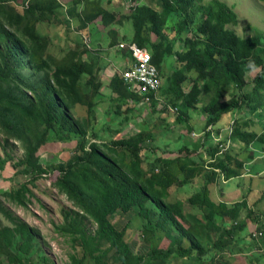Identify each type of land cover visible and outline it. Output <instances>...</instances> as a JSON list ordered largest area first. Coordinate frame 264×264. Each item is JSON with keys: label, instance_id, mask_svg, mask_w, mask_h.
Masks as SVG:
<instances>
[{"label": "trees", "instance_id": "obj_1", "mask_svg": "<svg viewBox=\"0 0 264 264\" xmlns=\"http://www.w3.org/2000/svg\"><path fill=\"white\" fill-rule=\"evenodd\" d=\"M64 3L67 0H0V133L6 147L15 140L26 152L16 164L9 153L0 157V172L9 164L13 168L10 187L0 190V211L12 223L0 228V264L3 258L9 264H32L37 240V231L7 210L2 198L27 208L31 186L54 175H58L56 188L75 206L64 211V224L56 228L58 236L81 255L73 256L71 264H168L175 257L219 264L222 253L246 232L256 220L257 208L264 205V171L257 169L261 162L247 169L256 158L253 145L264 144V131L258 134L248 125L256 116L264 127V34L252 28L256 34L242 38L228 28L238 25V15L221 0H156V5L129 11L123 20L135 28L131 43L149 51L161 74L176 55L173 73L161 88L163 95L161 90L149 95L152 111L171 112L178 123L192 120L195 111L206 117L192 148L155 147V158L149 159L147 144L155 146L149 128L126 137L125 130L108 127L105 133L114 136L110 139L95 131L97 109L107 98L104 83L98 80L99 58L85 45L70 49L64 57L55 56L49 52L50 38L38 29L42 23L65 24L70 32L77 23L83 34L99 21L112 27L117 15L101 0H69L67 8ZM171 15L172 32L166 34L165 22ZM153 34L157 41L151 39ZM117 45L114 41L111 48ZM258 69L250 83L249 73ZM192 73L193 85L185 92L182 84ZM110 89L114 121L126 127L146 98L122 74L113 78ZM203 89L214 95L200 109ZM79 107L88 110L87 118L76 117ZM240 113L245 117H238ZM229 114L233 117L225 119ZM224 128L227 133H222ZM195 129L188 125L185 134H195ZM221 134L225 139L217 141ZM227 139L244 143L237 156L232 147L221 148H227ZM50 143L69 149L67 145L75 144V153L56 167H46L41 153ZM201 147L210 157L208 164L198 156ZM238 179L257 183L246 200L228 205L226 199H213L212 186L220 188L223 197V185ZM186 186L192 190L185 195ZM186 201L195 213H186ZM244 213L246 219L241 220ZM261 215L257 223L264 228V211ZM137 217L145 222L147 235L167 237L169 245L136 255L127 236ZM87 222L97 227L94 234ZM258 231L256 240L264 241V230Z\"/></svg>", "mask_w": 264, "mask_h": 264}, {"label": "rangeland", "instance_id": "obj_2", "mask_svg": "<svg viewBox=\"0 0 264 264\" xmlns=\"http://www.w3.org/2000/svg\"><path fill=\"white\" fill-rule=\"evenodd\" d=\"M135 1L137 0H134V2ZM221 1L227 3L230 7H232L238 15V25L228 26V28L233 29L237 35H239L242 38L250 37L256 34L253 31V29H255L256 31H261L264 34V2H262L261 0H221ZM125 2L126 1L123 0V4H125ZM140 5L142 7H145L151 4H149L148 0H142ZM115 7L119 8V6H115ZM125 7H127V5H125ZM124 12L129 16L128 11L124 10ZM173 20H174L173 15H171V17H169L168 20L165 22L166 28L164 30V33L167 34L169 31L172 32L171 29L173 28ZM123 25L126 26V24ZM127 25H128L127 27H130L131 33L128 34L126 37L124 36V38L125 41L131 43V40L135 36V32H134L135 28L133 26V23L131 22H128ZM93 26L96 25L94 24ZM78 28L79 25L76 24L73 26V28H71L72 30L69 32L68 27L65 24L55 25L50 23H42L39 24L38 26L40 32L50 38V41L52 43L50 45L49 52L55 56L64 57L70 49H75L77 47H84V45L88 48L89 52L92 55L93 54L97 55L95 54L97 53V51L94 49L92 42V34L91 33L82 34L81 32L78 31ZM170 36L174 37V32ZM119 44L120 42L118 39L117 46H119L120 49ZM121 44H125V43H121ZM180 47L182 49V45H180ZM175 61H176V55H174L172 58H169L170 63L168 62V64L162 70L163 71V73L161 74L162 84L165 85L167 82L166 77L170 76L173 73L174 66H172V64H174ZM259 72L260 70L258 69L252 73H249L248 81L250 83L253 82L254 78L259 74ZM195 76L196 74L194 73L189 74L187 76V80L183 82L182 88L185 92H188L191 89ZM248 88L249 89L252 88V85H250ZM108 90L104 89L105 96L112 95L110 86L108 87ZM162 91L163 90H161L160 92V96L163 95ZM213 95L214 94L212 92L209 93L208 91L203 89V93L201 95L203 101L200 104V109H202L203 107H205L210 103ZM160 99L166 101L164 97H160ZM111 107H115V104L111 101V97H109L108 100L104 104H102L101 108L97 109L96 116H101V113L102 112L105 113V110L109 108V110L111 111L109 118L113 120V118L116 117L117 115L112 110ZM200 113L201 114H199L198 111L192 112L193 114L192 120L189 119L188 122L178 123L176 122L177 116L172 114L171 112L154 113L150 105L149 106L143 105L142 107L139 108L137 114L132 119L131 123H128L123 130L126 131V133H124L127 135L126 137H131V136H135V134L139 133L143 129L149 128V130L152 131L155 135V141L153 143L155 144V146L150 147L147 144L148 147H146L147 148L146 156L149 157V159H152L153 157L155 158L154 155H156L153 154V149L155 147L160 149L169 147L173 149L186 144L187 141L183 138L186 137L185 130L188 129V125L195 126L196 128L195 136L194 134L188 135V137H190L189 145L192 147L194 142H196L197 138H199L200 135L202 134V129L204 128L203 125L206 124V123L203 124V121L201 120L203 117V119L206 121V117L202 114V112ZM76 114H77L76 117L79 119H81L82 117L87 118L88 110L86 108L79 107L77 109ZM237 115L238 117H245L244 113H240ZM232 117L233 116L229 114L228 116L225 117V119L228 118L231 119ZM163 119H165L166 121L164 122ZM94 120L95 122H97L96 119ZM252 120L253 122H248L249 128L256 131L258 134H261L264 131V127H262V125H260L259 123L261 121L256 116H253ZM110 123H112L111 120ZM94 125L97 126L96 123ZM98 128L100 130L99 129L96 130L94 128L96 133L97 134L99 133L101 136L105 137V139H110L114 137L110 133L103 132L102 127L99 126ZM117 130L118 129H115V131ZM127 132L130 134H128ZM180 138L182 139L181 141ZM218 139L221 141L224 140L225 138L221 137ZM241 145H244V143L240 141L234 143L227 142V147L229 148L230 146H232L233 149L231 153L235 156H237V154L239 153ZM67 146H70V149L65 147V145L59 143L58 144L50 143V145H47L41 153L43 157V164H45L46 167L52 168V167H56L57 164H61L66 160H68L69 157L74 152L75 144H70ZM207 146L209 147L210 145L207 144ZM262 147L264 148V144L256 147L253 145L251 152L257 155L258 150L263 151L262 156L260 158H262L264 161V150L259 149ZM200 149L201 150L199 151V155H198L199 158H202L203 161H205V163L208 164L207 162L210 161L209 155L205 152V149H202V147ZM7 153L15 157V161L13 163L16 164L19 162V160H21L25 156L26 152L23 145L19 141L12 140L10 142V145L6 147L5 137L0 133V157H7ZM259 160L260 159H255L249 164H255L259 162ZM9 165L10 167L7 168L5 172L2 171L0 172V190L7 189L11 185L10 177L13 168H12V164ZM248 168H250L251 170L250 165H247V169ZM262 170H264V166L262 167ZM57 176L58 175H54L51 178L41 180L37 184L31 186V190H32L31 203L27 208L20 207L14 204L13 202L7 200V198L5 197L2 198L4 202V207L7 210L13 213L14 216L28 223V225L31 228L37 231L36 248L30 258V260L32 259L31 260L32 264H71L72 257L78 255V252H75L74 249L72 248L70 241L63 237L58 236V234L56 233V228L64 224V211L71 212L75 208V206L71 202H69L68 197L62 195L59 192V190L56 188L55 182L57 180ZM25 180L26 179L24 178H20V182ZM253 182H251L250 184L249 181L246 179L235 180L230 184L231 191H229L230 190L229 186L224 184L223 185L224 191L226 193L227 192L229 193L226 195L231 196L230 198L226 199V204L231 205L236 202H240L244 197L247 198L251 190L254 189L256 190L257 183L253 184ZM232 184H235L236 187H233ZM185 189H187L184 191L186 195L187 194L186 191L192 190V187L186 186ZM211 189L213 190V199L216 202H220L221 193H219V191H221V189L214 188L213 186L211 187ZM172 199H173V194L171 200ZM185 211L187 214L195 213L193 206L188 201L185 202ZM263 211H264V205L262 207L259 206L257 208L255 215L256 217H254L256 218V220H254V222H250L247 226L246 232L242 234L241 237H238L234 241V244L230 246V248H228L226 252L222 253L221 255L222 257H220L219 259V264H225V263L264 264V241H261L260 239L256 240V238L254 237L255 233L259 232L258 230H264L262 226L260 227L261 224L257 223V221H261L260 218L263 217V215H261ZM117 218L119 220V216L115 217L114 220L117 221ZM245 219H246V213L242 215L241 220H245ZM144 223L145 222L139 217L134 219L133 230H135V227H137V230L134 234L135 235L134 238L130 237L131 232L128 235V240L131 246L133 243L137 241V238L143 244L145 243V240L149 242L150 250L154 248L160 249V246L163 248V246L165 247L169 245V241L167 240V237L160 236L159 238H152L149 234L148 235L146 234V230L143 231V233H139L142 230L143 226L145 225ZM3 226H12V223L8 221L0 211V228H2ZM87 229L92 234H94L96 232L97 227L94 226L91 222H87ZM139 234L140 235L142 234L143 236H140ZM251 234L252 236L250 237ZM78 256L80 257L81 255ZM2 261L3 264H9L5 258H3ZM168 264H200V263H198V261L195 258L185 261L180 257H175L170 259L168 261Z\"/></svg>", "mask_w": 264, "mask_h": 264}, {"label": "crops", "instance_id": "obj_3", "mask_svg": "<svg viewBox=\"0 0 264 264\" xmlns=\"http://www.w3.org/2000/svg\"><path fill=\"white\" fill-rule=\"evenodd\" d=\"M148 2L151 5H156V0H148ZM101 3H102L101 5L104 8L109 9L110 12L115 13L117 15V22H115V24L109 28H106L103 25L102 21L95 22L94 24L96 26H93L94 24L91 25L90 28L87 31H85V33H91L92 34L93 46H94V49L97 51V53H95L97 55H94V54L93 55L95 57L99 58L98 62L100 64L101 72L98 75V80H99V82H103V83L108 82V83H105V85L109 84L108 86L104 85V88L102 90V93L104 94V89L108 90V87L110 86V83L113 80V78L117 74L124 73L125 71H127L132 66L133 59L131 58L129 53L121 51L119 49V46L111 48L112 42H114V41L118 42V39L120 42L119 45H121V43L129 44V42L125 41V38H124V36L126 37L128 34L131 33V31H130V27H127L128 21H123V19H122V18L128 16V14H126L124 12L125 5L123 4V0H101ZM64 4H65L64 6L69 5V0H67V3H64ZM109 6L114 8V9L110 8ZM115 6H119V8H117ZM76 24L77 23H73V26ZM123 24H126V26H124ZM85 33H83V34H85ZM123 39H124V41H123ZM151 39L153 41H157L158 36H155L153 34V35H151ZM108 91H110V90H108ZM113 96L114 95L112 93V95H109L107 97L112 98ZM108 98H106V101L108 100ZM110 112L111 111L109 110V108H107V110H105V113L104 112L101 113V116H96L97 122L94 121V124L95 123L97 124L96 129H99L98 127L100 126L103 128L102 131L105 132V130L108 127L112 128L114 131H115V129L119 130V129L125 128L124 125H122L118 122H115L114 118L112 120L111 118L108 117ZM109 119L112 121V123H110ZM194 133H196V132H194ZM189 138L190 137H188V135H186L185 140L187 141L186 144L189 147H191L189 145ZM259 146H261V145H259ZM259 149L264 150L263 147L259 148ZM262 152L263 151L258 150L257 155L255 153H252V154L256 157L255 159H259L262 156ZM259 161L261 162V165L257 166V169H262V167L264 166V161H261V160H259ZM249 165L251 166L252 164H249ZM229 188H230L229 191H231L230 186H229ZM222 192L224 193V196L223 197L221 196V199H227V198L231 197L230 195H226V194H229L228 192L226 193L224 190ZM117 221H119L118 218H117ZM133 223H134V221L131 223V226H130V229L128 232V235L131 232V236H130L131 238L135 237L134 234L137 230V227H135V230H133L134 229ZM145 226L146 225L143 226L144 229L142 228V230L139 233H143V231H145ZM140 236H143V235L141 234ZM127 240H128V236H127ZM128 243L130 244L129 240H128ZM130 246H131V244H130ZM165 247L163 246V248H165ZM131 248L133 249L135 254L138 256L146 255L150 251V243L145 240V243L143 244L137 238V241L132 244ZM163 248L160 246V250H162ZM144 249H146V250H144Z\"/></svg>", "mask_w": 264, "mask_h": 264}, {"label": "built area", "instance_id": "obj_4", "mask_svg": "<svg viewBox=\"0 0 264 264\" xmlns=\"http://www.w3.org/2000/svg\"><path fill=\"white\" fill-rule=\"evenodd\" d=\"M120 48L133 58L132 66L123 73L125 82L141 97L146 98L145 105H149V95L159 93L162 87L160 71L153 64L152 56L146 48L142 49L135 43L122 44Z\"/></svg>", "mask_w": 264, "mask_h": 264}, {"label": "clouds", "instance_id": "obj_5", "mask_svg": "<svg viewBox=\"0 0 264 264\" xmlns=\"http://www.w3.org/2000/svg\"><path fill=\"white\" fill-rule=\"evenodd\" d=\"M126 2H125V4L124 5H127V7H125V10L126 11H130V10H133V9H136V8H141L142 6L140 5V3L142 2V0H137V1H135V2H131V0H125ZM263 2V1H262ZM65 8H67V6H65ZM77 32V31H76ZM125 44H127V43H125ZM129 44H133V43H129ZM122 45V44H121ZM121 45H120V47H121ZM120 50H121V48H120ZM121 51H123V52H125L124 50H121ZM128 53V52H127ZM131 56V55H130ZM132 58V57H131ZM133 59V58H132ZM133 63V62H132ZM122 75H123V73H122ZM162 78V77H161ZM164 84H162V86H163ZM162 88V87H161ZM160 99V98H159ZM160 101L161 102H164L163 100H161L160 99ZM227 131H228V129L227 128H224L223 130H222V133H227ZM226 134H221V137H224ZM194 136H195V134H194ZM221 137H219V138H221ZM217 141H220L219 139L217 140ZM227 142H231V143H234V142H232V141H230V140H228L227 139ZM223 146V145H222ZM221 146V148L223 149V150H227L228 149V147L226 148V149H224L223 147ZM232 146H230L229 148H231ZM257 235H254V237H256Z\"/></svg>", "mask_w": 264, "mask_h": 264}]
</instances>
